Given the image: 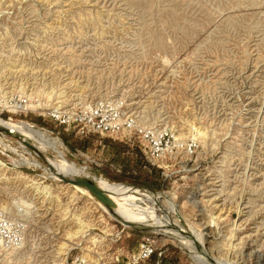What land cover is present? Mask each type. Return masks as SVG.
<instances>
[{
    "label": "rangeland",
    "instance_id": "1",
    "mask_svg": "<svg viewBox=\"0 0 264 264\" xmlns=\"http://www.w3.org/2000/svg\"><path fill=\"white\" fill-rule=\"evenodd\" d=\"M96 107L132 131L82 138L49 115ZM0 119L44 132L31 146L48 162L0 134V162L20 174L0 169V264H128L146 237L147 264H196L169 223L217 262L264 264V0H0ZM52 159L164 196L115 197L154 231L55 179Z\"/></svg>",
    "mask_w": 264,
    "mask_h": 264
},
{
    "label": "bare ground",
    "instance_id": "2",
    "mask_svg": "<svg viewBox=\"0 0 264 264\" xmlns=\"http://www.w3.org/2000/svg\"><path fill=\"white\" fill-rule=\"evenodd\" d=\"M11 109L14 113H15V107L14 106H10ZM18 109H20L21 111H27L29 109H31V105H25V106H21V107H17ZM0 129H6L8 130L13 136H17L19 138H21L23 141H28V143H35L34 139L36 137H40L43 140V133L42 131H37L34 130L33 127H31L30 125H26V124H12L9 123L7 121H4L2 119H0ZM42 132V133H39ZM45 134V133H44ZM46 135V134H45ZM47 136V135H46ZM22 142V141H21ZM37 142V141H36ZM24 144V142H22ZM32 143V144H33ZM39 143V142H38ZM37 144V143H35ZM34 152V151H33ZM41 153V152H40ZM40 153H38L35 150V154L38 157H41L44 161L47 162V159L44 157L43 155H41ZM36 156V157H37ZM46 159V160H45ZM52 161L54 162L53 165H55L56 168V172L54 173L55 175V179H59V181L63 182L62 179H69V180H74L75 178H88L89 176L84 174L83 171H79L76 170L73 167L68 166L66 163H58L57 161H55L54 159H52ZM39 167V166H37ZM0 169L3 171H10V172H16V166L15 165H5L4 163L0 162ZM38 169H41V167H39ZM45 169V168H43ZM50 169V168H49ZM42 170V169H41ZM46 171V170H45ZM44 171V173H46ZM18 175H20L18 173ZM53 175V174H52ZM91 180V179H90ZM94 182V181H93ZM96 184V186L103 192L105 193L109 199L111 200V202L113 203V207L112 209H108L107 207H105L104 205H102L100 202H98L87 189L78 187V186H74V185H70L67 184L69 186H71V188L84 195L87 197H93V199H95L97 201L98 204H101L102 207H104V210L106 212V214L110 215L113 219H115L116 221L124 224L125 226H137L140 228H144L148 231L152 232V227L149 226L148 223L144 222L143 220H141V218H138L134 215H129L128 213H126V210H128L127 208H125L124 206H122L121 204H119L116 200L115 197H120L121 199H123L126 203L125 205H127L128 207H133V208H137L136 204L137 202H139V200L141 199H137L134 197L130 196V193L132 195L133 193H138L141 197H145L150 199L152 202H158L161 199H164V196L160 195V194H152L150 192L144 191L140 188L137 187H133V186H121V185H111V184H105L101 182H94ZM66 184V183H65ZM90 199V198H89ZM149 200V201H150ZM141 201V200H140ZM150 201V202H151ZM161 202V201H160ZM149 203V202H148ZM151 204V203H150ZM153 204V203H152ZM161 204V203H160ZM157 206V205H156ZM154 207V206H153ZM157 208V207H156ZM154 209V208H152ZM158 209V208H157ZM162 209V208H161ZM156 210V209H155ZM155 210H152L153 212ZM173 210V209H171ZM176 211V210H175ZM172 212V211H171ZM178 212V211H176ZM152 213V212H151ZM169 213V211H168ZM167 214V213H166ZM165 214V215H166ZM171 214V213H170ZM174 214V211H173ZM154 215V214H152ZM168 215V214H167ZM175 215V214H174ZM178 215V214H177ZM176 215V216H177ZM171 216V215H170ZM179 217V216H178ZM154 218V217H153ZM159 218V217H158ZM172 218V217H170ZM160 220V219H159ZM162 220V219H161ZM168 220V219H167ZM171 220V219H170ZM153 221V220H152ZM157 221V218H156ZM154 222V221H153ZM159 222V221H158ZM168 222H170L168 220ZM154 224V223H153ZM167 224V223H166ZM177 224V223H176ZM157 226V225H156ZM156 228V227H155ZM168 231H167V238L173 240L174 242H176L183 250L187 251L189 254H191V258L193 260V262H195L196 264H223L220 262H217L215 260H213L210 257L209 251L207 250V248H205V245L201 244L203 242H201L200 244L198 242L200 241H193L192 240V236L193 233L191 234L192 236H190V234L187 232V230H184L183 228L176 226L172 223L168 224ZM134 230H141V229H134ZM163 230V229H162ZM145 231V230H143ZM154 231V229H153ZM194 237V236H193ZM198 239V238H197ZM196 239V240H197ZM199 240V239H198ZM215 259V258H214Z\"/></svg>",
    "mask_w": 264,
    "mask_h": 264
},
{
    "label": "built area",
    "instance_id": "3",
    "mask_svg": "<svg viewBox=\"0 0 264 264\" xmlns=\"http://www.w3.org/2000/svg\"><path fill=\"white\" fill-rule=\"evenodd\" d=\"M51 118L56 120L60 126L66 127L67 132H73L78 137H88L93 134L109 137L124 136L128 131H132L133 126L128 119H122L120 113L106 114L103 109L96 107L85 115H74L75 117H65L60 111H54L49 114ZM167 135L152 138L149 142L148 152L146 159L158 165L165 156L168 141L166 142ZM127 141L129 139L127 138ZM125 141V142H127ZM161 254L157 264H161ZM154 257H157V249L155 242L149 237L142 240L139 249L136 253L131 255L128 264H147Z\"/></svg>",
    "mask_w": 264,
    "mask_h": 264
},
{
    "label": "water",
    "instance_id": "4",
    "mask_svg": "<svg viewBox=\"0 0 264 264\" xmlns=\"http://www.w3.org/2000/svg\"><path fill=\"white\" fill-rule=\"evenodd\" d=\"M0 134H5L8 136H13L8 130L6 129H0ZM15 138H18L20 140L19 137L17 136H13ZM24 145L35 152V149L31 146L30 143H26L24 142ZM62 181L66 184H70V185H74V186H78L84 189H87L90 194L98 201L100 202L102 205H104L105 207H107L108 209H112L113 207V203L111 202V200L109 199V197L103 193L97 186L96 184L90 180V179H86V178H75L74 180H69V179H62Z\"/></svg>",
    "mask_w": 264,
    "mask_h": 264
},
{
    "label": "trees",
    "instance_id": "5",
    "mask_svg": "<svg viewBox=\"0 0 264 264\" xmlns=\"http://www.w3.org/2000/svg\"><path fill=\"white\" fill-rule=\"evenodd\" d=\"M139 182V181H138ZM141 184H143V185H147V186H150V185H152V188H156L157 189V185H156V183H149V181L148 180H145V181H142L141 182ZM154 259V258H153ZM152 261V260H151Z\"/></svg>",
    "mask_w": 264,
    "mask_h": 264
}]
</instances>
